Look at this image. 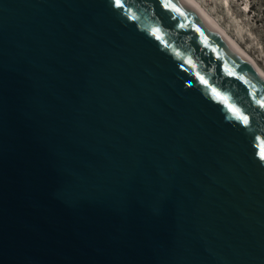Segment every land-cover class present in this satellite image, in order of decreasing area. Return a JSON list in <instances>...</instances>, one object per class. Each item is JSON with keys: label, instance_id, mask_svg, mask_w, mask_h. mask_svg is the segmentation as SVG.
<instances>
[{"label": "water", "instance_id": "obj_1", "mask_svg": "<svg viewBox=\"0 0 264 264\" xmlns=\"http://www.w3.org/2000/svg\"><path fill=\"white\" fill-rule=\"evenodd\" d=\"M262 105L187 0H0V264H264Z\"/></svg>", "mask_w": 264, "mask_h": 264}, {"label": "rangeland", "instance_id": "obj_2", "mask_svg": "<svg viewBox=\"0 0 264 264\" xmlns=\"http://www.w3.org/2000/svg\"><path fill=\"white\" fill-rule=\"evenodd\" d=\"M198 1L264 68V0H211V4Z\"/></svg>", "mask_w": 264, "mask_h": 264}, {"label": "bare ground", "instance_id": "obj_3", "mask_svg": "<svg viewBox=\"0 0 264 264\" xmlns=\"http://www.w3.org/2000/svg\"><path fill=\"white\" fill-rule=\"evenodd\" d=\"M190 2L196 10L216 29L218 30L231 44L234 48L252 64V66L264 77V68L259 66L257 61L250 56V54L241 46V44L231 36L229 31L220 24L214 16L209 13V11L202 5V3L198 0H187ZM205 3L211 4V0H204ZM225 3V0H224ZM226 7V5L224 4ZM227 8L230 9V2L227 3ZM227 9V10H228ZM224 20V19H223ZM246 42V41H245Z\"/></svg>", "mask_w": 264, "mask_h": 264}, {"label": "snow or ice", "instance_id": "obj_4", "mask_svg": "<svg viewBox=\"0 0 264 264\" xmlns=\"http://www.w3.org/2000/svg\"><path fill=\"white\" fill-rule=\"evenodd\" d=\"M115 3L117 6H120V0H115ZM165 7H171L173 10L175 11H180V9L176 8L175 4H171L169 2H166L164 4ZM156 31H158L157 29H153V32L155 33ZM191 82V81H190ZM264 106V105H262ZM242 120H244L245 122H247V117L246 116H241L240 117Z\"/></svg>", "mask_w": 264, "mask_h": 264}]
</instances>
